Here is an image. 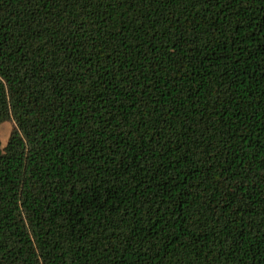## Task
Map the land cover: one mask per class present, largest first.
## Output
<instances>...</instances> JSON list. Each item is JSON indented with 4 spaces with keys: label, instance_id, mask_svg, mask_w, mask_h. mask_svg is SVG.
<instances>
[{
    "label": "trees",
    "instance_id": "1",
    "mask_svg": "<svg viewBox=\"0 0 264 264\" xmlns=\"http://www.w3.org/2000/svg\"><path fill=\"white\" fill-rule=\"evenodd\" d=\"M0 264H264V0H0Z\"/></svg>",
    "mask_w": 264,
    "mask_h": 264
},
{
    "label": "rangeland",
    "instance_id": "2",
    "mask_svg": "<svg viewBox=\"0 0 264 264\" xmlns=\"http://www.w3.org/2000/svg\"><path fill=\"white\" fill-rule=\"evenodd\" d=\"M14 127H15V122L12 119L5 121L4 123H2L0 125V136H1V139L3 141V143H2L3 147H5Z\"/></svg>",
    "mask_w": 264,
    "mask_h": 264
}]
</instances>
